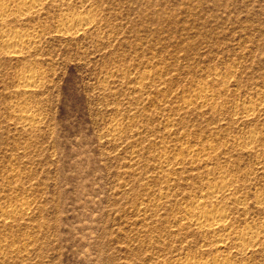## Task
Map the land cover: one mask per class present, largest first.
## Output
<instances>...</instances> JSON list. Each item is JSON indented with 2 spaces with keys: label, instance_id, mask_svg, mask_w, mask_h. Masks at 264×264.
I'll return each instance as SVG.
<instances>
[{
  "label": "rangeland",
  "instance_id": "1",
  "mask_svg": "<svg viewBox=\"0 0 264 264\" xmlns=\"http://www.w3.org/2000/svg\"><path fill=\"white\" fill-rule=\"evenodd\" d=\"M0 15V264H264V0Z\"/></svg>",
  "mask_w": 264,
  "mask_h": 264
},
{
  "label": "bare ground",
  "instance_id": "2",
  "mask_svg": "<svg viewBox=\"0 0 264 264\" xmlns=\"http://www.w3.org/2000/svg\"><path fill=\"white\" fill-rule=\"evenodd\" d=\"M35 1V0H34ZM27 3V2H26ZM25 4V3H24ZM27 6V5H26ZM22 7V6H21ZM1 16V15H0ZM2 17V16H1ZM9 35V34H8ZM26 34L23 33V31L21 30H13L11 32V34L9 35V37H2L1 41L3 44L5 45H11V44H14L15 42H19ZM26 37V36H25ZM28 37V36H27ZM28 78V77H27ZM31 79V78H30ZM24 81L26 82V84L28 86L31 85L32 82L27 81L26 79H24ZM32 81V80H31ZM34 87V86H33ZM230 189L228 188H224V186L221 187V191L222 192H227V193H230L231 191H229ZM221 208V207H220ZM219 208V209H220ZM215 209H218L217 207ZM226 214L224 213V211L220 210H213V209H207V208H203V207H200V208H197L195 213H194V218L197 222V224H199L200 226L203 225V220L205 219L206 220H210V224L208 223V226L210 225L209 228H211L212 230L214 231H223L224 232V223L223 222H220L221 220L224 219V216ZM218 220V221H217ZM207 222V221H206ZM205 222V223H206ZM209 222V221H208ZM221 233V232H220ZM242 234V233H241ZM222 239V238H221ZM220 239V240H221ZM223 240L220 241V243H218L216 245V247L218 249H221L223 248Z\"/></svg>",
  "mask_w": 264,
  "mask_h": 264
}]
</instances>
